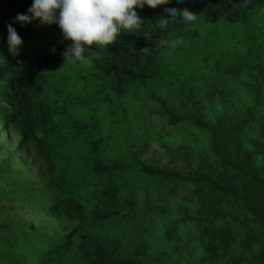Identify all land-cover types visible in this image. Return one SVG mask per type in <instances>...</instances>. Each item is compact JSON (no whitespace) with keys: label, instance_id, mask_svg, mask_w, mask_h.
Instances as JSON below:
<instances>
[{"label":"trees","instance_id":"trees-1","mask_svg":"<svg viewBox=\"0 0 264 264\" xmlns=\"http://www.w3.org/2000/svg\"><path fill=\"white\" fill-rule=\"evenodd\" d=\"M32 3L0 0V146L16 139L0 153V203L11 201L9 213L21 201L27 206L0 218V264H158L147 252L149 238L165 240L161 264H264V163L246 149L253 140L244 130L257 126L264 112V22L259 27L248 19L253 0L145 5L137 9L144 20L139 32L121 33L115 44L93 49V62L118 98L110 122L125 118L130 125L117 150L86 137L76 119L55 118L45 103L49 73L65 62L61 53L71 41L56 24L13 23ZM171 7L208 18L205 34L176 33L189 23L169 17L165 9ZM161 16L169 20L166 29L156 23ZM10 23L23 40L19 55L9 52ZM237 23L251 32L240 35L232 27ZM175 37L182 44L172 47ZM174 48L182 62L172 56L165 61ZM226 82L233 84V97L222 101L215 97L225 93L220 86ZM146 98L158 105L148 110L171 126L206 132L205 146L170 141L169 130L136 132L134 118L145 110ZM212 99L216 109H205ZM259 128L264 137V123ZM150 137L190 169L142 156ZM29 147L40 163L37 180L10 160ZM175 205L177 216L172 211L163 230L143 227ZM26 213L34 217L24 218Z\"/></svg>","mask_w":264,"mask_h":264},{"label":"rangeland","instance_id":"rangeland-1","mask_svg":"<svg viewBox=\"0 0 264 264\" xmlns=\"http://www.w3.org/2000/svg\"><path fill=\"white\" fill-rule=\"evenodd\" d=\"M246 11L251 16V18L248 17V19H253L254 24L256 23L259 27L262 26L264 22V0H253L252 5L248 7ZM207 22H209L208 18L206 19L205 17H199L196 22L186 24L182 28L177 29L175 32L179 35L185 34L186 37H202L205 34L204 29L205 23ZM232 27L233 29H236L240 35H248L252 30L251 26L244 23H237ZM224 34H231L232 37L237 36L240 38L239 34L233 33L232 31L229 32L228 30H225ZM175 38V41H177L176 46L182 44V42L179 40L180 38ZM261 40H263L262 37ZM217 52H219V49H217L214 53ZM171 56L180 57L178 56V52H175V48L172 51H166L164 56L165 61L168 62V59H170ZM179 59V61L182 62V57ZM183 60H185V56H183ZM224 77L225 76H222L221 78ZM48 83L50 84V88L45 92L44 101L47 106L51 108L53 112H55V118H57L58 115H62L69 117L70 121L76 119L79 125H82L81 130L86 133V137L101 139L102 145H106L107 142L111 143L110 147L115 150L118 149V143L120 142V139L122 137L127 138L126 136L130 130V125L127 119L124 118V122H110L112 118L115 119L114 113L119 109L117 103V94L113 89H111L108 79L103 76L102 73H100L94 62L85 65L79 61H69L67 63L65 61L59 67L49 73ZM232 85V82L228 85L227 82L224 85L221 84L220 87H222V91H225V93L223 95L216 94L217 96L215 98H219L220 100L224 101L228 100L230 97H233ZM229 92L232 93L231 96L228 95ZM263 97L264 96L262 95L261 100ZM213 99L205 104V109H216ZM234 99H238V97L235 95ZM251 101L252 98L250 102ZM245 103L246 101L238 105H244ZM145 104V110L143 111L141 109L140 114H137L138 117L134 118V122L136 123V132L143 133L142 131H144L151 134L150 132H155L156 130H165V132L169 130L170 134L168 138L170 141L175 142L176 138V142H186V144H192L198 150L205 146L208 138V134L206 132L200 133L197 131H192V128H184L185 125L173 127L167 123L164 116H160L158 114L152 113L151 110H148V108L157 109L158 105L156 101L146 98ZM61 107L65 109L64 112H61ZM257 122V126L248 124L251 126L247 125L244 128L245 131L247 130L248 133H250L252 136L250 139L253 140L246 143V149L250 151L254 150V156H256L257 159L259 158L260 161L264 163V137H262L259 132L260 125L264 123V112L260 111L259 116L257 117ZM150 138L152 140V137ZM151 142L152 143L150 144L149 148L143 151L142 156H148L152 154L156 158V163L167 168H180L183 170L190 169L187 161L183 160L179 156L173 155L170 151L162 150V147L155 143L156 141L152 140ZM15 144L16 139L2 143L0 146V153L10 151L15 146ZM101 148H103V146ZM1 157L2 155L0 154V159ZM33 158H37V155L34 151V148L29 147L21 151L19 157L18 155H14L10 158V160L14 169L24 172L28 171L30 173L27 175L33 180H37V177L35 176L38 167H40L38 164L40 163ZM31 160H34L35 162H31ZM24 203L23 201L19 202L18 206L14 207L15 211L20 213L22 208H27L26 204ZM11 207L12 203L9 199L6 198L4 201H2L0 203V218L7 215V213H9L7 210H9ZM179 208L180 207L178 205H175L168 211L166 216L153 218L154 220L148 222L147 225L144 224L143 227H152L154 229H158V231L161 229L163 230V227L166 224L167 216L169 218L170 213L173 211L172 216L175 218L178 213L177 209ZM14 209H11L9 215L14 212ZM33 217L34 216H28L27 213L24 215V218L27 219H32ZM139 229L140 227L136 228V230ZM186 231L187 227L184 228L182 233L185 234ZM140 236L146 238L145 234L141 233ZM159 241H161V243H158L155 238L147 239L146 248L148 254L153 256L158 264H161L163 261L162 256L165 255L166 245H160L165 241L163 238ZM159 252L164 253L159 255Z\"/></svg>","mask_w":264,"mask_h":264},{"label":"clouds","instance_id":"clouds-1","mask_svg":"<svg viewBox=\"0 0 264 264\" xmlns=\"http://www.w3.org/2000/svg\"><path fill=\"white\" fill-rule=\"evenodd\" d=\"M167 3L169 0H33L27 13H18L13 23L25 25L38 20L41 24L58 25L63 39L71 41L61 53L66 63L79 61L88 65L93 62L94 48L106 49L117 42L121 33L132 34L141 30L144 20L137 9H143L145 5L155 9ZM165 12L173 19L181 16V21L189 24L199 18V14L187 8L171 7ZM156 23L161 29L169 26V20L163 16ZM7 43L9 52L19 55L23 40L12 23L8 25ZM171 46L175 47L176 42Z\"/></svg>","mask_w":264,"mask_h":264}]
</instances>
